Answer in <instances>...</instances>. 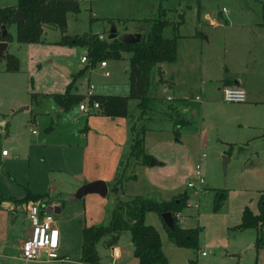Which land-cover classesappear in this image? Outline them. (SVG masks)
<instances>
[{
    "label": "rangeland",
    "instance_id": "rangeland-1",
    "mask_svg": "<svg viewBox=\"0 0 264 264\" xmlns=\"http://www.w3.org/2000/svg\"><path fill=\"white\" fill-rule=\"evenodd\" d=\"M77 2L79 13L76 15L68 13L66 16L65 35L68 36L84 33L101 34L107 40L111 27L115 28L118 37L128 32L145 35L150 29L151 19L159 8L164 10V18L170 23L179 21L177 13L183 15V23L176 33L172 31L171 26L164 29L165 38L177 35L178 42L192 35L194 30L203 33L198 38L202 50H194V54L202 51V55L193 59L195 74L190 75L192 83L190 90H186L182 85L177 86L181 91L180 97L167 102L165 96H172V89L164 94L157 82L159 76L156 68L149 72V110L143 124L165 127L169 120L165 118L164 113H167L169 106L177 107L181 118L179 120L185 121L181 128L185 129L187 139L182 140V148L173 154L175 158L169 156L171 164L166 166L164 177L166 175L179 180L180 175L185 172V165L189 167L192 163L193 166L194 157L198 159L201 153L205 154V157L200 159V167L206 190L194 193V190L187 189L188 205L182 210L181 225L199 229L196 249L198 251L188 252L190 258L196 259L197 264H264V225L261 227L263 245L256 249L255 230L247 229L241 234H230L229 230L221 229L217 219L213 218L218 215L216 217L221 219L220 215L227 209L239 208L254 198L258 190H264V136H258L263 131L258 125L264 126V106L259 105L248 111L238 110V105L223 102L221 90H216L220 87L217 76L224 73V76L231 80L233 76L231 74H234L244 78L248 87L256 91L255 100L264 102V0H77ZM15 4L16 0H0V8ZM107 20H111L112 23ZM10 33L14 39L13 26ZM42 36L43 41L35 44H20L13 40L8 53L17 58V71H6L5 61L0 59V122H3L0 125V152L1 150L8 152L6 158H2L0 154V194L10 197L11 201L20 199L24 195V190L17 183L25 181L23 182L25 187H28L26 182H29L32 187L38 189L35 191L38 193L47 192V188H54V191L46 193L49 195L46 202L47 206L55 207V199L60 197L57 196L58 193L63 199L68 196L62 192V186L72 187L62 174L50 169L60 167L62 160L56 162L55 158L52 159L48 163L49 168L46 169L43 156L40 154V146L32 147L30 150L28 146L38 141L64 144L76 141V128L84 126L86 115L90 114H79L74 120L77 110L72 106L66 111H61L55 122L49 117L42 118L44 116L41 115L37 116L34 122L30 119L31 114L20 108L27 106L24 104L32 94L37 100L42 101L49 99L47 94L63 93L65 87L73 80L72 91L75 94H84L89 83L94 87V92L97 84L112 85L108 91L110 94L127 96L128 55L123 54L122 59L118 61L106 60L109 76L105 78L102 71L96 67L89 68L86 64L80 63V58L86 56L84 47L56 44L60 38L57 29L45 26ZM205 36L208 42L204 40ZM182 53H186L185 46ZM180 63L182 67L185 66V60H180ZM201 64L207 67L208 73L200 77L198 71ZM56 66L67 69L68 74L64 75ZM78 73L80 74L77 76ZM179 77L184 80L183 73ZM79 83L83 85L80 86ZM184 97L185 99H182ZM182 107L186 109L185 114L181 113ZM127 113L133 120L137 119L139 112L136 100L128 99ZM240 115L248 117L247 130L238 129L237 124L241 123L232 125V117ZM188 117L191 119V126ZM224 125H229L227 127L231 129H222ZM199 130L201 141L198 135H194V132ZM171 139L174 140V136ZM55 151L57 150L54 149L53 153ZM222 153L230 159L224 169ZM172 162H177L178 168H173ZM140 182L142 183L141 179L137 184L141 185ZM220 190L227 194V197L225 195L219 208L213 211V199ZM193 204H196L197 209ZM15 208L17 218L14 222L12 212H7L4 207L0 208V264H78L81 230L84 228L81 224L83 218L81 213L80 217H73L68 222L64 221L68 217L65 212L53 215L55 225L63 231L64 236L58 254L66 258L67 262L36 260L25 263L19 258V248L27 238L30 223L27 213L20 206ZM80 208L76 202L68 204L72 215ZM108 208L110 210L111 205ZM95 210L100 215L102 207ZM108 215L109 212L107 214L104 207L102 221H95L96 223L90 221L91 225L86 227L105 225ZM89 216L90 212L86 217ZM150 217L153 219L155 215L152 213ZM125 235L127 236H123L120 243L124 245L126 239L124 237H127L125 241L130 245L129 236ZM249 237L253 241L246 244L241 253H238ZM238 242L241 244L237 245ZM100 243L101 241L97 244V249L101 252ZM223 251L226 252V256L221 255ZM200 252H204L206 256L202 257ZM109 263V258L102 255V264Z\"/></svg>",
    "mask_w": 264,
    "mask_h": 264
},
{
    "label": "trees",
    "instance_id": "trees-1",
    "mask_svg": "<svg viewBox=\"0 0 264 264\" xmlns=\"http://www.w3.org/2000/svg\"><path fill=\"white\" fill-rule=\"evenodd\" d=\"M76 15L79 13L77 0H16L15 6L0 8V26L7 29L13 26L15 30L14 39L20 44H35L43 41L44 27H52L59 31L60 38L56 44L61 46H80L86 49V58L90 67L100 61L122 59V54L128 55L127 75V96L116 95H93L88 99V104L96 102L98 110L95 114L107 118H128L130 125L128 132L130 144L127 158L120 163L122 168L118 170L108 189L111 209L105 225L84 227L81 230V245L79 262L82 264H99V256L96 251V244L104 241L105 246H111L118 236L127 232L132 245V254L137 264H167V259L161 250L160 237L156 229L145 224L144 217L147 213H154L160 220L168 241L176 248L195 250L197 248L198 228L183 229L180 227L175 215L182 212L186 207L187 195L180 193L168 201H158L146 196L124 197L123 186L127 180H133L134 176L126 175L130 166L149 165L151 156L143 151V140L145 126L143 121L149 110L148 95L149 72L158 68L161 64L173 63L176 59V39L165 38L163 31L168 26L174 33L177 32L183 23V15H178L179 21L170 23L164 18V10L158 9L151 19L150 29L145 34H140V41L136 44H123L118 39L99 40L98 34L84 33L81 35L68 36L66 31L67 14ZM92 21L93 19L90 18ZM112 23L111 20H107ZM198 33L195 32L194 36ZM11 36L6 33L4 41L11 42ZM1 41V39H0ZM5 70L14 72L18 70V60L12 54H4ZM80 73L77 74V76ZM158 82L161 81V73L158 71ZM74 80L71 81L61 94H51L49 99L53 100L60 110L66 111L72 106H77L84 98L80 94L72 93ZM228 85L231 81H224ZM137 101L138 117L133 120L127 113V101ZM35 95H31V101ZM185 123L184 120H172V134L178 138V130ZM24 196L13 200L14 206L31 202H38L41 206L47 207L48 196L34 194L23 188ZM221 190L213 199V211L225 198ZM6 199L0 196V203ZM257 213L253 214L247 207H244L240 215V223L237 230L253 229L256 231L254 247H262L261 227L264 225V191L260 192L256 201ZM169 213L171 227H167L161 214ZM188 264H196L195 260H189Z\"/></svg>",
    "mask_w": 264,
    "mask_h": 264
},
{
    "label": "crops",
    "instance_id": "crops-1",
    "mask_svg": "<svg viewBox=\"0 0 264 264\" xmlns=\"http://www.w3.org/2000/svg\"><path fill=\"white\" fill-rule=\"evenodd\" d=\"M178 15H180V13H177V16ZM11 27L12 26H9L6 29V33H8L11 36L12 40L11 42H6V48L4 49L3 54L8 53V48L14 40L12 37V34L10 33ZM195 32L198 33L197 36H194ZM128 33L133 34L136 32H128ZM194 33L192 35L187 36L186 39H182L176 42V59L173 63L161 64L158 66V68H156L157 74H158V71L161 73V81L158 82L157 80V82L160 84L161 91L164 94H166L170 90V88L172 89L171 91L173 93L172 96H168V95L165 96V101L167 102H172L174 98L180 97L179 95L181 91H179V88H177V86L182 85L183 87H185L186 90H190L192 87V83L190 81V75L195 74V71H193V59H195V56L198 57L202 55V51L201 53L198 52L194 54V50L195 49L202 50V45L198 38L203 35V33L198 30H194ZM98 35H101V34H98ZM204 40H207L208 42L207 36L204 37ZM179 43H181V45ZM184 44H187V45H184ZM184 46L186 49L185 54L182 53ZM122 57H123V54H122ZM180 60H185L184 67H182ZM199 70L200 71L198 72H199L200 77L201 75H205L206 73H208L207 67H205L203 64H201V67H199ZM225 70L227 71L228 69H225ZM181 73H183V76H184L183 81L179 77ZM231 75H233L231 80H228L226 76H224V73L220 74V76H217V79H218L217 81L219 82L220 87L216 88V90H221L222 87H226V86H238L242 88L245 93V100L243 103L234 104V105H238L237 106L239 108L238 110L248 111L252 108L255 109L259 105L264 106V102L255 100L256 98L254 97H255L256 91L248 87L244 78L242 77L239 78L234 74H231ZM224 81H231V84L228 85ZM79 85L82 86L83 84L79 83ZM126 86H127V83H126ZM111 87L112 85L103 86V85L97 84L94 95H113V94H110V92H108ZM72 93L74 92L72 91ZM47 95H51V94H47ZM80 95L83 96V93ZM182 99H185V97ZM49 101H51V99L39 101V99L37 100V98L35 97V100L32 102L31 96H30L29 99L27 100V103H25L24 105L29 106L30 104L33 103L37 107H42L48 104ZM74 108L75 110H77L75 112L76 114L74 118L75 120L79 117V114H82V112L77 109V106H74ZM61 111L62 110L60 109L58 110L56 114V118ZM26 112H28V114H31L29 111H26ZM181 113L185 114L186 109L182 107ZM179 115L180 113L177 107L169 106V108L167 109V113H164L165 118L169 120V122L166 124L165 127L160 126V125L145 126L146 130L144 133L143 151L145 154L151 156V159H154L158 163V165L150 166V165L136 164V165H133L127 168L126 175L128 176L133 175L134 179L127 180L124 183V186H123V196L124 197L146 196V197H150L155 200H158V201H168L173 196H176L180 193H185L187 195L186 183L192 175L193 167L195 163L197 162L196 160H198L197 157L196 159L194 157L193 166H192V163L189 167L185 165V172L183 173V175H180V178L182 177V181H180V178L179 180H175L171 177H166V175L165 177L163 176V174H165V171H166V166L171 164V161L169 160V156H172L173 158H175L173 154L178 152L182 148V143H183L182 140L187 139L185 137L186 136L184 132L185 129H182V128L178 130L179 137L174 140L171 139V137H173L172 120L181 119L179 118ZM37 116H40V115H35L34 117H31L30 119L35 122ZM86 116L87 118L85 119V125L82 127L76 128V136H77L76 141L72 143L66 142L65 144L62 142H54V143L45 142L44 143V142L38 141L28 146L29 150L32 149V147L40 146L39 148L40 154L41 156H43L42 159L44 161V166L46 169L49 168L48 163L52 159L55 158L56 162L58 160H62V164L60 167L56 166V169L54 168H50V169L53 171L55 170L56 172L62 174L64 178L66 179V181L69 183V185H72V187L68 185L67 187L62 186L63 187L62 192L68 196H66L67 198L63 199L61 198V195H59L58 193L57 196L58 197L60 196V197L55 199L56 201L55 207H58L59 214L65 212V214L68 215L66 220H64L65 222L70 221L73 217H78V216L80 217V213H81V215L83 216V218L81 219L82 228L91 225L89 224L90 221L94 223H96L95 221H102V219L104 218V207H105V212L108 214L109 212L108 207L111 205L110 199L108 197V189L112 181L114 180L115 176L118 174V170L122 168V164L120 167V163H122L128 156V149H129V144H130V135L128 132V127L130 125V122L128 118H107V117H104V116H101L95 113L86 115ZM48 117L49 116L44 115V117L42 118H48ZM188 119H189L190 126H191V119L189 117ZM247 120H248L247 116L240 115L237 117H232V125H235L236 123H241V124H237L238 129L247 130L249 128V124H247L246 122ZM2 124L3 122H0V125ZM262 125L263 124L258 125V127H261L263 129L262 133L258 135L260 137L264 136V126ZM227 126L229 125H224L221 128L231 129V127H227ZM200 134H201V130H199V132H194L195 136L198 135L200 137L201 136ZM199 140L201 141V137ZM200 141H198V143H200ZM53 148L57 150L54 153H53L54 151ZM65 148L66 149L68 148L69 150L66 151L64 150ZM57 153H59L58 156H57ZM54 154H56L55 157H54ZM166 154H168V156ZM7 156H1V157L6 158ZM221 158H222V162H224V168H225V166L229 163L230 159L226 158V155L223 153H222ZM172 164H173V168H178L177 162H172ZM161 174H162V177H160ZM139 179L142 180V183L140 182L141 185L137 184L139 182ZM23 182H19L17 184L20 185V187L28 189L30 192L34 194H44V193H49L50 191H54V188H47L48 190L47 192L38 193V192H35V191H38V189L32 187L31 184H29V182H26L28 187H25L23 185ZM95 182L102 183L105 186L106 194L104 197H101L97 193H88V194L81 196L79 199H76L74 197L75 192L80 187L87 185V184L95 183ZM99 190H101V188H99ZM203 190H206V189L204 188ZM262 191L264 190H258L254 198L250 199L247 203H244L239 208L232 209V210L227 209L224 214L220 215L221 219L216 217L218 215L216 216L214 215L215 217L213 218L217 219L220 228L223 229L224 231L229 230L230 234H236V233L241 234L242 232H244L245 230L236 229V226L240 223L241 212L244 207H247L253 214H256L257 213V208H256L257 197H258V194ZM0 196L6 199L5 202L0 203V208L4 207L7 212H12V216H13L12 222H14L17 218L15 214L16 206H14L13 202L10 200L11 199L10 197H6L1 194ZM47 196L49 198L48 194ZM226 197H227V194H226ZM72 202H76L81 207L75 213L72 212L74 213L73 215L70 213L68 209V204ZM70 206H72V204ZM98 207L99 208L102 207V210L100 211V215L97 214V210H95V208L98 209ZM194 208L197 209L196 204ZM92 209L94 210L91 211ZM88 212H90L89 218L86 217ZM151 215L152 213H147L144 217V222L145 224L154 227L156 231L158 232L159 237H160V242H161V250H162L163 255L167 259V264H188L189 260H195L197 264V260L193 259V257L190 258L191 256L188 255V252L191 251L190 249L176 248L168 241L160 220L158 219L156 214H154L155 217L151 219L150 217ZM190 216L192 217L191 214ZM182 217L183 216L181 212L179 213L178 218H177L181 228L183 229L197 228V227L182 226L181 225ZM57 229L59 231V249H60L61 246L63 245L64 236H63V231L59 229L58 227ZM125 234H128V233L124 232L120 234L117 240L114 242V244L108 247L103 244L104 241H101L100 243L101 250H102L101 252L99 249H97V244L99 242L96 244V251L99 256V264H102V255L109 258L110 260L109 264H137V260L136 258L133 257V254H132L131 243L129 245L125 241L127 240V237H124L126 238L124 240V245H121L120 243L121 238L123 236H127ZM252 241L253 240L249 237L247 241L242 244V247L240 248L238 253H241L242 251L241 249L246 244L251 243ZM238 244H241V242H238L237 245ZM172 246L174 247V249H172ZM195 250H192V251H195ZM225 251L221 253L222 256H226ZM201 253H204V252H200V255ZM59 256L61 257V255ZM201 256L203 257L206 255L204 254ZM42 262H45V261H42ZM78 264H82V263L78 262Z\"/></svg>",
    "mask_w": 264,
    "mask_h": 264
},
{
    "label": "built area",
    "instance_id": "built-area-1",
    "mask_svg": "<svg viewBox=\"0 0 264 264\" xmlns=\"http://www.w3.org/2000/svg\"><path fill=\"white\" fill-rule=\"evenodd\" d=\"M99 40H104L102 35H98ZM80 63L86 64L89 68L90 63L86 57L80 58ZM95 67L102 71L103 77H108L107 62L100 61ZM94 87L91 84H87L85 92L83 94V100L77 105V109L84 114H93L98 110V104L93 102L88 104V99L94 95ZM169 99V98H167ZM221 99L225 103L239 104L245 100L244 90L238 86H226L221 88ZM32 133H34L32 131ZM1 156H7L8 152L1 150ZM205 157L204 153H201L197 162L193 167L191 178L186 183V188L194 190V193L202 191L204 188V179L201 173L200 159ZM187 201V200H186ZM188 203L186 202V206ZM23 209L29 219V233L27 238L20 245L19 258L23 262H33L36 260L45 262H62L66 261V258L60 257L58 254L59 249V231L55 225L52 212H47V207L41 206L38 202H27L19 205ZM195 207V204H193ZM179 214H176V219ZM204 255V253H201Z\"/></svg>",
    "mask_w": 264,
    "mask_h": 264
},
{
    "label": "water",
    "instance_id": "water-1",
    "mask_svg": "<svg viewBox=\"0 0 264 264\" xmlns=\"http://www.w3.org/2000/svg\"><path fill=\"white\" fill-rule=\"evenodd\" d=\"M5 35H6L5 27L0 26V39H1V41H0V59H3V60H4L3 52H4V49L6 48V42L4 41ZM112 39H118V41L123 43V44H136L140 41V34H138V33L129 34L128 33V34H122L120 37H118L116 34L115 28L111 27L108 31L107 40H112ZM56 68L59 71H61L64 75L68 74L67 69L60 67V66H56ZM20 110L29 111L31 113V117H34L35 115L49 116L52 119V121L55 122L56 114L59 110V107L57 106V104L53 100H51V101H49L48 104H46L42 107H37L36 105H34L32 103L29 106L21 107ZM149 165L150 166H156V165H158V163L154 159H151L149 162ZM222 168L224 169V162H222ZM99 188H101V190H99ZM88 193H97L101 197H104L106 194V188L102 183H99V182L87 184V185L80 187L75 192L74 197L76 199H79L81 196L88 194ZM46 211L52 212L54 215L59 214L58 207H47ZM12 218H13V216H12ZM161 219L167 227H171V217H170L169 213L161 214Z\"/></svg>",
    "mask_w": 264,
    "mask_h": 264
}]
</instances>
